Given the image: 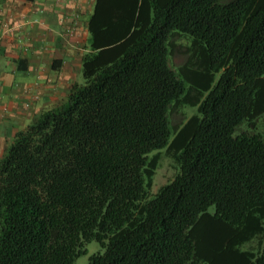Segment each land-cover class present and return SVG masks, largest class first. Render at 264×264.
Instances as JSON below:
<instances>
[{
	"label": "trees",
	"instance_id": "trees-1",
	"mask_svg": "<svg viewBox=\"0 0 264 264\" xmlns=\"http://www.w3.org/2000/svg\"><path fill=\"white\" fill-rule=\"evenodd\" d=\"M88 31L0 159V264H264V0H95Z\"/></svg>",
	"mask_w": 264,
	"mask_h": 264
},
{
	"label": "crops",
	"instance_id": "crops-1",
	"mask_svg": "<svg viewBox=\"0 0 264 264\" xmlns=\"http://www.w3.org/2000/svg\"><path fill=\"white\" fill-rule=\"evenodd\" d=\"M94 4L0 0V159L16 131L62 103L73 83L83 82Z\"/></svg>",
	"mask_w": 264,
	"mask_h": 264
},
{
	"label": "rangeland",
	"instance_id": "rangeland-1",
	"mask_svg": "<svg viewBox=\"0 0 264 264\" xmlns=\"http://www.w3.org/2000/svg\"><path fill=\"white\" fill-rule=\"evenodd\" d=\"M179 43H183V41L180 39ZM182 49L183 48L181 46H179L175 51V54L173 56V64L175 66L181 64L184 60L185 56L182 52ZM187 85H188V83H186V86ZM191 108H192V110H196V106H192ZM184 118H185L184 115L180 112H174L171 115V120L173 123H180L184 120ZM257 119H258L257 122H255V128L257 131L264 134V113L260 117H258ZM242 126L245 127V126H247V124L243 123ZM158 150L164 151V148H161ZM158 150H154L153 152H157ZM174 172H175V169L171 165L170 159L167 158L166 156H164L162 154V152L159 153V165H158V167L155 171V174H154L153 184L151 187L152 192H155L159 185L165 183L170 178H172ZM243 247H245V246H243ZM98 251H102V247L100 246V244L97 241L91 240L89 242H86L85 243V252L80 254L79 256H77L75 258L73 264H88L89 256L95 252H98Z\"/></svg>",
	"mask_w": 264,
	"mask_h": 264
},
{
	"label": "built area",
	"instance_id": "built-area-1",
	"mask_svg": "<svg viewBox=\"0 0 264 264\" xmlns=\"http://www.w3.org/2000/svg\"><path fill=\"white\" fill-rule=\"evenodd\" d=\"M28 106V104H26V106L25 107H27Z\"/></svg>",
	"mask_w": 264,
	"mask_h": 264
}]
</instances>
